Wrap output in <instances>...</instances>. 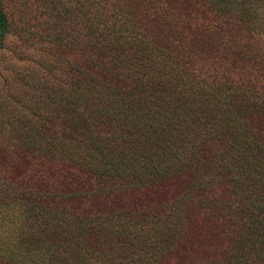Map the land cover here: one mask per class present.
I'll return each mask as SVG.
<instances>
[{
    "label": "trees",
    "instance_id": "trees-1",
    "mask_svg": "<svg viewBox=\"0 0 264 264\" xmlns=\"http://www.w3.org/2000/svg\"><path fill=\"white\" fill-rule=\"evenodd\" d=\"M0 264H264V0H0Z\"/></svg>",
    "mask_w": 264,
    "mask_h": 264
}]
</instances>
